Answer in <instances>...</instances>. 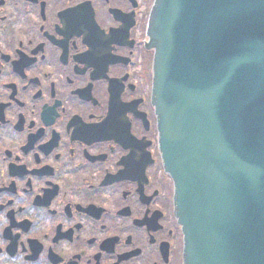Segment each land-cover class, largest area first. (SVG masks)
<instances>
[{
    "label": "flooded vegetation",
    "instance_id": "flooded-vegetation-1",
    "mask_svg": "<svg viewBox=\"0 0 264 264\" xmlns=\"http://www.w3.org/2000/svg\"><path fill=\"white\" fill-rule=\"evenodd\" d=\"M154 1L0 0V264H183Z\"/></svg>",
    "mask_w": 264,
    "mask_h": 264
},
{
    "label": "water",
    "instance_id": "water-1",
    "mask_svg": "<svg viewBox=\"0 0 264 264\" xmlns=\"http://www.w3.org/2000/svg\"><path fill=\"white\" fill-rule=\"evenodd\" d=\"M147 37L183 264H264V0H155Z\"/></svg>",
    "mask_w": 264,
    "mask_h": 264
}]
</instances>
